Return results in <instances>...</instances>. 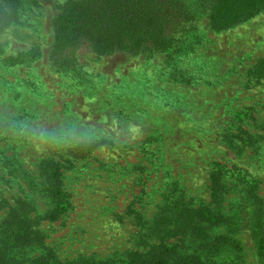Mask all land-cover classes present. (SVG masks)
<instances>
[{
  "label": "rangeland",
  "instance_id": "374dc122",
  "mask_svg": "<svg viewBox=\"0 0 264 264\" xmlns=\"http://www.w3.org/2000/svg\"><path fill=\"white\" fill-rule=\"evenodd\" d=\"M68 1L10 11L0 0V222L10 208L37 213L61 260L126 264L185 209L213 202L217 173L226 199L211 207L231 218L168 241L185 236L202 264H264L244 228L246 189L264 182V10L219 32L216 0H180L168 49L100 55L84 42L54 54ZM26 52L40 57L8 63ZM56 167L67 212L53 220Z\"/></svg>",
  "mask_w": 264,
  "mask_h": 264
},
{
  "label": "trees",
  "instance_id": "16d2710c",
  "mask_svg": "<svg viewBox=\"0 0 264 264\" xmlns=\"http://www.w3.org/2000/svg\"><path fill=\"white\" fill-rule=\"evenodd\" d=\"M8 8L15 10L18 0H5ZM264 10V0H216L210 16L211 26L216 31H224L255 17ZM186 18V12L180 0H69L61 8V14L54 21L53 53L64 51L88 43L93 52L100 55H112L118 52L131 55L149 48L163 51L171 41L169 33ZM39 54L26 52L8 60L12 66L35 61ZM48 180L51 188L49 196L57 203V208L50 215L56 220L66 213L63 191L60 190L59 168L50 169ZM245 203L244 228L249 229L255 240L257 255L264 258V182L252 180ZM213 202L185 209L174 230L167 228L164 237L149 246L148 250L131 252L126 264H202L192 253H185L188 243L185 236L169 242L167 237L181 233L191 224L202 231L225 217L211 207L218 200L226 199L222 194L225 185L217 173L211 176ZM211 207V208H210ZM220 207V205H219ZM174 214V213H173ZM30 211L10 208L0 222V264H113V260H98L95 257L81 256L76 260H61L55 249L50 247L47 236L39 228L40 218L37 213L30 217ZM49 214L45 217L48 219ZM171 225V224H170ZM158 226H156V232Z\"/></svg>",
  "mask_w": 264,
  "mask_h": 264
}]
</instances>
